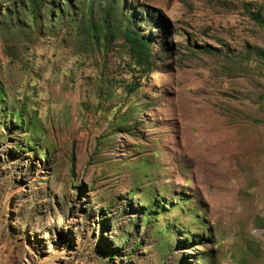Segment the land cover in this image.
Here are the masks:
<instances>
[{
  "label": "rangeland",
  "instance_id": "374dc122",
  "mask_svg": "<svg viewBox=\"0 0 264 264\" xmlns=\"http://www.w3.org/2000/svg\"><path fill=\"white\" fill-rule=\"evenodd\" d=\"M19 5L0 0V264H264V0H122L149 72Z\"/></svg>",
  "mask_w": 264,
  "mask_h": 264
},
{
  "label": "trees",
  "instance_id": "16d2710c",
  "mask_svg": "<svg viewBox=\"0 0 264 264\" xmlns=\"http://www.w3.org/2000/svg\"><path fill=\"white\" fill-rule=\"evenodd\" d=\"M15 1V0H14ZM20 12L27 15L32 21H36L40 16V7L51 5L52 11L57 15L53 28H62L67 25L68 29L75 30L76 35L83 37L84 41L91 40L96 44L100 38L113 39L119 37L127 47L133 65L137 66L141 72H149L153 67L151 58L150 41L146 35L134 31L130 26L133 16L124 18L120 5L122 0H19ZM98 3V11L94 13L93 5ZM71 8V12L67 7ZM120 8V10H119ZM11 10L4 12L2 16L11 19ZM252 18L261 26H264V17L257 12H250ZM15 18L17 19L16 13ZM18 21V19H17ZM126 25L117 33L118 25ZM37 27V26H36ZM204 50L207 48L204 47ZM207 51V50H206Z\"/></svg>",
  "mask_w": 264,
  "mask_h": 264
}]
</instances>
